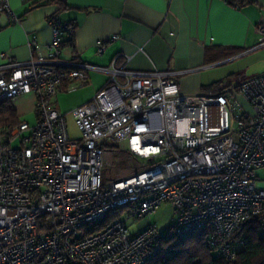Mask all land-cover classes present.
Segmentation results:
<instances>
[{
	"label": "built area",
	"instance_id": "obj_1",
	"mask_svg": "<svg viewBox=\"0 0 264 264\" xmlns=\"http://www.w3.org/2000/svg\"><path fill=\"white\" fill-rule=\"evenodd\" d=\"M0 14H12L9 0ZM51 34L46 59L6 57L0 68V102L31 95L36 117L0 126V264H147L163 242L197 234L214 258L233 261L243 222L258 217L264 234V74L220 95L187 96L175 73L130 71L119 57L106 68L62 69L70 29L56 21ZM256 35L253 50L264 48V22ZM87 70L109 78L72 111L74 141L50 100L85 86ZM117 150L129 173L104 179ZM163 204L174 217L164 232L154 223L129 232L128 220Z\"/></svg>",
	"mask_w": 264,
	"mask_h": 264
},
{
	"label": "crops",
	"instance_id": "obj_2",
	"mask_svg": "<svg viewBox=\"0 0 264 264\" xmlns=\"http://www.w3.org/2000/svg\"><path fill=\"white\" fill-rule=\"evenodd\" d=\"M55 1L60 3L9 0L12 14H0V68L6 57L19 63L46 59L56 21L70 29L63 36L62 69L79 64L106 68L119 57L118 64L130 71L175 73L179 91L187 96L225 93L227 88L208 89L215 82L209 84L201 72L260 50L253 48L256 27L264 22V0L239 9L223 0ZM113 36L118 39L112 41ZM98 44L103 45L101 53H97ZM86 74L82 89L63 90L50 100L56 110L71 114L89 102L109 78L104 71L87 70ZM9 104L19 119L34 114L31 95L19 96ZM125 170L121 174L129 173Z\"/></svg>",
	"mask_w": 264,
	"mask_h": 264
},
{
	"label": "trees",
	"instance_id": "obj_3",
	"mask_svg": "<svg viewBox=\"0 0 264 264\" xmlns=\"http://www.w3.org/2000/svg\"><path fill=\"white\" fill-rule=\"evenodd\" d=\"M229 6L242 8L255 0H223ZM54 3H60L51 0ZM212 84L208 89H219ZM21 122L7 101L0 102V126H13ZM233 240L240 242L233 261L216 259L205 246L204 234L185 239H169L163 242L161 251L147 264H264V234L260 232L258 217H251L241 224Z\"/></svg>",
	"mask_w": 264,
	"mask_h": 264
},
{
	"label": "rangeland",
	"instance_id": "obj_4",
	"mask_svg": "<svg viewBox=\"0 0 264 264\" xmlns=\"http://www.w3.org/2000/svg\"><path fill=\"white\" fill-rule=\"evenodd\" d=\"M203 78L209 81V84L215 82L221 88H227L225 90L231 89L235 87L237 84L241 83L244 80L256 77L258 75L264 74V49H260L254 51L246 56L233 59L226 63H218L217 66L209 68L201 72ZM84 87V86H83ZM80 87L74 91H78L82 89ZM63 93H59L61 95ZM95 96V95H94ZM93 96V97H94ZM92 97V98H93ZM84 105V104H83ZM82 106V105H80ZM78 106V107H80ZM76 107V108H78ZM74 108L73 110H75ZM72 110V111H73ZM61 114H68L60 111ZM20 121L28 122L29 124L35 123V115L33 113H29L23 117H20ZM67 121V132L71 140L77 141L80 139V133L74 123V119L72 114H68L66 116ZM12 148L19 147V140L13 141L11 144ZM122 151L113 152L111 157H108L113 164L112 168H104L103 169V177L114 178L116 176H121L125 173L129 166L126 162L123 161ZM173 210L170 205L163 204L154 215L150 217H145L138 221L128 220L126 222V226L131 234H137L148 227L149 224H156L160 231L164 232L167 227L171 225L173 222Z\"/></svg>",
	"mask_w": 264,
	"mask_h": 264
}]
</instances>
